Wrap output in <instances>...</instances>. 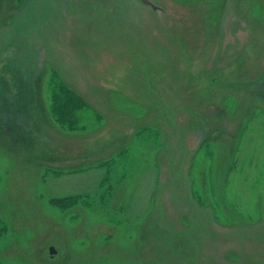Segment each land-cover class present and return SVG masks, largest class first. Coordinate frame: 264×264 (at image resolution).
<instances>
[{"label":"rangeland","instance_id":"rangeland-1","mask_svg":"<svg viewBox=\"0 0 264 264\" xmlns=\"http://www.w3.org/2000/svg\"><path fill=\"white\" fill-rule=\"evenodd\" d=\"M22 1L0 264H264V0Z\"/></svg>","mask_w":264,"mask_h":264},{"label":"flooded vegetation","instance_id":"flooded-vegetation-1","mask_svg":"<svg viewBox=\"0 0 264 264\" xmlns=\"http://www.w3.org/2000/svg\"><path fill=\"white\" fill-rule=\"evenodd\" d=\"M152 1L160 7L155 9L152 6L148 5L149 7H151L153 10H159V11L164 10V7L161 4L157 3L155 0ZM141 2L144 3L143 1ZM25 3L26 0H23L22 2H20V6L21 7L24 6ZM14 54H17V49L15 48V45H8L7 48H4L2 51H0V83L2 77L5 79V82L7 83V86H1L0 84V92L1 90H3V96L0 94V100L5 98V93L7 92L11 96V99L9 100H7L6 98L4 99V102L7 104L6 108H10L15 104V105H22L25 107V109L31 110V102H32L31 86H32V72H33L32 57H31L32 55L30 56L31 53L28 54L27 55L28 61H26L25 59H23L26 58L25 53L24 55L18 54L20 60L17 61L16 58L14 57ZM16 61L19 62L20 65L23 64L24 66L23 71L22 70H19V72L15 71L16 67L18 66ZM263 80L264 79H262V81ZM19 97L25 98L23 99V102H21L20 100L19 101L14 100V98H19ZM4 111L7 110L4 109ZM8 117L10 118L11 116L8 115ZM12 119H14L15 121L19 120L21 122L26 120V118L15 119L13 117Z\"/></svg>","mask_w":264,"mask_h":264},{"label":"water","instance_id":"water-1","mask_svg":"<svg viewBox=\"0 0 264 264\" xmlns=\"http://www.w3.org/2000/svg\"><path fill=\"white\" fill-rule=\"evenodd\" d=\"M141 1H143L147 5L152 6L155 9L160 7L157 4H155L152 0H141ZM50 252H51V254H55L56 251L53 247H51Z\"/></svg>","mask_w":264,"mask_h":264},{"label":"trees","instance_id":"trees-1","mask_svg":"<svg viewBox=\"0 0 264 264\" xmlns=\"http://www.w3.org/2000/svg\"><path fill=\"white\" fill-rule=\"evenodd\" d=\"M66 103H67V102H66ZM68 103H70V102H68ZM68 103H67V104H68ZM67 104H66V105H67ZM67 107H68V105L63 107V109H64L63 112H64V113H66V111H67V110H66Z\"/></svg>","mask_w":264,"mask_h":264}]
</instances>
